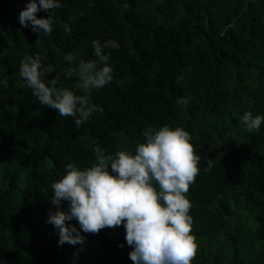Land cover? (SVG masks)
<instances>
[{
	"label": "trees",
	"instance_id": "trees-1",
	"mask_svg": "<svg viewBox=\"0 0 264 264\" xmlns=\"http://www.w3.org/2000/svg\"><path fill=\"white\" fill-rule=\"evenodd\" d=\"M28 2L0 0V264H134L123 225L90 234L73 219L84 242L59 245L47 222L51 184L69 163L90 167L96 146L134 153L145 128L165 125L183 127L201 156L186 194L192 264H264V122L254 132L240 123L245 112L264 116V0H60L50 35L20 24ZM109 39L120 45L105 49L110 83L85 93L64 78L96 59L94 40ZM37 54L54 69L46 84L59 75L58 88L103 113L77 127L42 105L19 76L21 60Z\"/></svg>",
	"mask_w": 264,
	"mask_h": 264
},
{
	"label": "clouds",
	"instance_id": "clouds-1",
	"mask_svg": "<svg viewBox=\"0 0 264 264\" xmlns=\"http://www.w3.org/2000/svg\"><path fill=\"white\" fill-rule=\"evenodd\" d=\"M60 7V0H29L19 14L20 24L50 35L52 13ZM39 11L48 15L38 17ZM62 30L70 34L71 26L65 23ZM92 46L96 59L80 60L77 67L64 70V78H77L85 93L112 81L113 68L108 64L111 53L105 49L120 48L111 39L103 43L94 40ZM74 59L72 53L65 56L70 64ZM53 71L52 65L43 67L37 54L21 60L19 76L42 105L55 109L58 116L75 118L77 127L93 112L103 113L102 107L88 105L86 95L58 88L59 75L53 76L50 85L46 84L43 76ZM177 103L185 105L188 100L178 98ZM262 122L264 116H253L250 111L240 117L248 132L259 130ZM142 135L145 142L139 143L134 153L127 149L106 153L96 146L95 162L90 167L81 169L67 164L66 174L51 184V201L56 211L50 210L47 222L58 230L59 245L84 242L76 227L66 223L73 219L83 232L90 234L123 225L125 240L132 248L129 258L134 264H192L198 243L192 233V205L186 194L199 175L201 156L196 154L183 127H147ZM207 164L212 166L211 161ZM63 202H67V211L61 208Z\"/></svg>",
	"mask_w": 264,
	"mask_h": 264
},
{
	"label": "rangeland",
	"instance_id": "rangeland-1",
	"mask_svg": "<svg viewBox=\"0 0 264 264\" xmlns=\"http://www.w3.org/2000/svg\"><path fill=\"white\" fill-rule=\"evenodd\" d=\"M221 244V243H220ZM221 249V248H220ZM81 257V256H80Z\"/></svg>",
	"mask_w": 264,
	"mask_h": 264
}]
</instances>
